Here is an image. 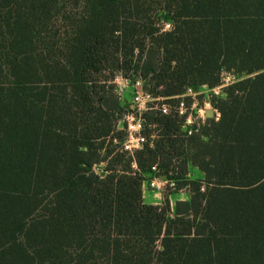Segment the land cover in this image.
<instances>
[{"label":"trees","instance_id":"trees-1","mask_svg":"<svg viewBox=\"0 0 264 264\" xmlns=\"http://www.w3.org/2000/svg\"><path fill=\"white\" fill-rule=\"evenodd\" d=\"M224 72L198 134L145 114L134 172L115 77L168 98ZM155 165L191 185L173 216ZM0 264H264V0H0Z\"/></svg>","mask_w":264,"mask_h":264},{"label":"built area","instance_id":"built-area-1","mask_svg":"<svg viewBox=\"0 0 264 264\" xmlns=\"http://www.w3.org/2000/svg\"><path fill=\"white\" fill-rule=\"evenodd\" d=\"M171 27L169 24H164L163 29L169 30ZM113 84L116 85L114 91L119 99L126 93L129 86L133 88V98L130 103L126 104L125 114L122 116L119 122V129L125 131L126 139L121 145V150L132 156V169L134 172H139L137 163L134 159V155L137 151L145 148V146L153 147L156 141V126L150 124L145 118V114L149 111L155 110L161 112L166 116H176L180 120V128L184 136L187 138L198 134L201 129L206 125L209 119H219L220 114L216 110H210L209 105L204 109L196 112H190L186 98H195L198 93L193 88H187V90L179 96L174 97H154L145 90L144 81L141 78L131 80L119 74L115 77ZM229 84V83H228ZM223 84L217 88L223 89L226 85ZM207 87V86H203ZM210 89V88H209ZM213 89V90H214ZM176 101V105H174ZM212 111L213 118H209L207 113ZM216 113V114H215ZM148 128L152 131L148 132ZM103 165V164H101ZM152 171L155 174L154 179L150 182V187L157 192H161L166 186L172 190L177 189V183L175 180H170L164 176L158 165L153 166ZM189 176V175H188ZM145 187V182L143 188Z\"/></svg>","mask_w":264,"mask_h":264},{"label":"rangeland","instance_id":"rangeland-1","mask_svg":"<svg viewBox=\"0 0 264 264\" xmlns=\"http://www.w3.org/2000/svg\"><path fill=\"white\" fill-rule=\"evenodd\" d=\"M158 23L160 25L168 24V22H166L165 20L158 21ZM108 76L109 75H106L107 78H109ZM106 77L104 79H106ZM234 78H235V75L233 73H229V72L223 73V82L225 84L230 83L231 81H233ZM114 86L116 87V85H114ZM194 90L198 93V95H196L195 98H192V97L186 98L187 106H188L190 112H193L194 114H196V112H199L200 110L204 109L205 107H208L207 105H209L208 108H210V110H213L216 112L215 108L213 107V103H212L213 100L215 98L219 99V98L225 97L224 89H221V88L213 90V89H209L208 87H200V88L194 89ZM132 98H133V88L131 86H129L126 93L119 100H121L123 102L130 103ZM176 103L177 102L174 101L173 104L176 105ZM125 112L126 111H124L123 115L125 114ZM178 122H179V127H180V120H178ZM147 130H148V132L152 131L150 128H148ZM159 134L160 133H158V132H156V133L154 132V135L157 136L155 139L156 141L159 140V138H160ZM183 161H184L183 157H177V158H174L173 164L175 166L180 167L181 164L183 163ZM104 168H105V164L95 166L94 170L97 174L103 175ZM161 173L163 174L162 171H161ZM176 175L182 176L181 170L179 171V174H176ZM144 177H145V187L143 188V194H145V198H144L145 203L146 204H152V205H156L155 203H157L159 205H165V203L169 202L167 209H168V214L170 216L174 215L175 204L178 201H186L184 199H189L192 196L191 185H186V186L180 187L177 184L176 190H172L171 188L166 186L164 190H162L161 192H157L156 190H154L150 187V182L155 177L154 172L152 174L145 173ZM184 178H186L187 180H190V181L203 180L204 174L201 171H199L197 168L190 166L189 170H188V174L184 175Z\"/></svg>","mask_w":264,"mask_h":264},{"label":"water","instance_id":"water-1","mask_svg":"<svg viewBox=\"0 0 264 264\" xmlns=\"http://www.w3.org/2000/svg\"><path fill=\"white\" fill-rule=\"evenodd\" d=\"M207 116H208L209 118H213V112H212V111L208 112V113H207Z\"/></svg>","mask_w":264,"mask_h":264},{"label":"crops","instance_id":"crops-1","mask_svg":"<svg viewBox=\"0 0 264 264\" xmlns=\"http://www.w3.org/2000/svg\"><path fill=\"white\" fill-rule=\"evenodd\" d=\"M143 198H145V194H143ZM190 199V198H189ZM189 199H184V200H189ZM145 202V201H144ZM156 205H159V204H157V203H155Z\"/></svg>","mask_w":264,"mask_h":264}]
</instances>
